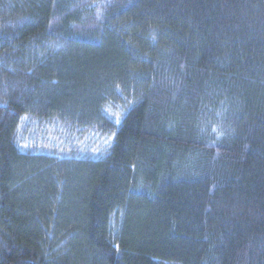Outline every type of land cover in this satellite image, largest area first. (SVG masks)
Listing matches in <instances>:
<instances>
[{"label":"trees","instance_id":"1","mask_svg":"<svg viewBox=\"0 0 264 264\" xmlns=\"http://www.w3.org/2000/svg\"><path fill=\"white\" fill-rule=\"evenodd\" d=\"M0 264H264V0H0Z\"/></svg>","mask_w":264,"mask_h":264}]
</instances>
